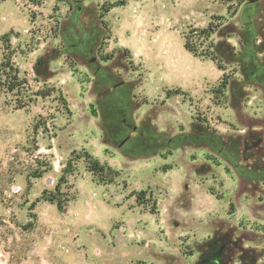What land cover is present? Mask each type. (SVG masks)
Listing matches in <instances>:
<instances>
[{"label":"rangeland","instance_id":"374dc122","mask_svg":"<svg viewBox=\"0 0 264 264\" xmlns=\"http://www.w3.org/2000/svg\"><path fill=\"white\" fill-rule=\"evenodd\" d=\"M8 55L0 264H264V0H0Z\"/></svg>","mask_w":264,"mask_h":264},{"label":"trees","instance_id":"16d2710c","mask_svg":"<svg viewBox=\"0 0 264 264\" xmlns=\"http://www.w3.org/2000/svg\"><path fill=\"white\" fill-rule=\"evenodd\" d=\"M215 26L211 23L204 29L199 30V35L202 37V39L207 40L211 34L214 32ZM209 47H212V43H209ZM184 47L186 50L195 53V49H193L189 43L185 42ZM203 56L210 57L212 56L210 53L208 54H202ZM0 89L4 93H10L15 95H20L27 93L28 87H27V81L25 78H20L18 68L14 66V64L11 61V56L8 55L6 58H4L3 62L0 64ZM4 77V78H3ZM226 85V82L224 81L222 84V88H224ZM32 95V94H31ZM31 96H29V99ZM30 101V100H28ZM18 107H23L25 103L18 104ZM85 159L87 160V167L89 171H91L93 174L98 173V175H101L102 171L104 170V166H102L93 156L87 152H84ZM107 170H110V168H106ZM63 177L61 178V180ZM50 201H55L57 204L58 210H62V205L60 204L59 200H55L54 197H49Z\"/></svg>","mask_w":264,"mask_h":264}]
</instances>
